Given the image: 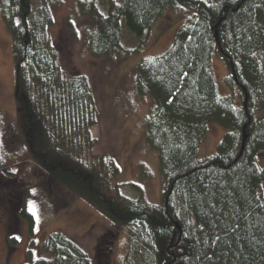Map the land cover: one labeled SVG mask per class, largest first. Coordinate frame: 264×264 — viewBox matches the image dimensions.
<instances>
[{"label": "trees", "instance_id": "16d2710c", "mask_svg": "<svg viewBox=\"0 0 264 264\" xmlns=\"http://www.w3.org/2000/svg\"><path fill=\"white\" fill-rule=\"evenodd\" d=\"M50 1L0 0L12 41L16 117L30 161L126 231V264H264V167L258 165L264 152V0H118L105 12L98 0L78 1L91 22L83 39L96 56L125 51L122 19L145 42L167 9L188 11L169 48L136 66V91L150 102L145 135L158 152L163 180L155 205L140 193L123 196L113 182V160L92 153L96 101L88 78L61 64L48 35ZM66 26L67 36L77 38L72 24ZM213 56L228 68V96L218 92ZM211 124L225 134L215 153L200 159ZM21 216L32 223L31 213ZM42 249L46 257L22 264H92L59 232L48 235Z\"/></svg>", "mask_w": 264, "mask_h": 264}, {"label": "rangeland", "instance_id": "374dc122", "mask_svg": "<svg viewBox=\"0 0 264 264\" xmlns=\"http://www.w3.org/2000/svg\"><path fill=\"white\" fill-rule=\"evenodd\" d=\"M78 1H50L53 24L48 35L59 51L63 67L84 74L90 82L99 114L98 123L90 130L97 139L92 153H105L113 160L118 168L113 182L121 186L123 196L136 198L140 193L147 203L158 204L163 180L158 152L145 135L150 102L136 91V66L169 48L188 11L179 5L167 9L147 33L145 42L132 35L122 19L121 42L125 51L96 56L83 39L91 22ZM117 1L98 0L100 11L105 12L111 2ZM67 22L77 34L74 40L67 36ZM210 67L219 94H232L233 89L226 82L229 72L225 61L213 56ZM14 92L12 41L0 4V264H22L29 258L46 257L43 241L57 232L82 248L92 264H126V231L59 185L28 158L16 117ZM235 94V102L239 103V95ZM224 134L221 126L211 124L199 145L198 158L212 156ZM258 165L264 167V152L258 156ZM262 193L264 202V182ZM23 210L32 214L31 224L21 216ZM10 236L15 238L14 244L10 243ZM143 263L142 259L137 260V264Z\"/></svg>", "mask_w": 264, "mask_h": 264}, {"label": "water", "instance_id": "95a60500", "mask_svg": "<svg viewBox=\"0 0 264 264\" xmlns=\"http://www.w3.org/2000/svg\"><path fill=\"white\" fill-rule=\"evenodd\" d=\"M215 41H216V43H217V45H218L219 43H218V39H217V34H216V33H215ZM232 73H233V75H234V72H233V70H232ZM245 139H246V135H245V133H243V138H242L241 149H242V148H243V146H244Z\"/></svg>", "mask_w": 264, "mask_h": 264}, {"label": "flooded vegetation", "instance_id": "af4514ba", "mask_svg": "<svg viewBox=\"0 0 264 264\" xmlns=\"http://www.w3.org/2000/svg\"><path fill=\"white\" fill-rule=\"evenodd\" d=\"M5 210H6V211H8V208H6ZM8 218H10V217H8ZM110 245H111V241H110V242H108V246H107V248H108V251H110V250H111V247H110Z\"/></svg>", "mask_w": 264, "mask_h": 264}]
</instances>
